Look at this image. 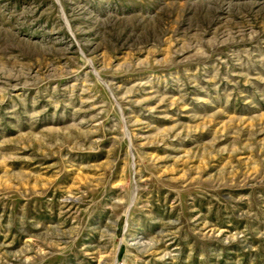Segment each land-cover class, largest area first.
<instances>
[{
	"label": "rangeland",
	"instance_id": "rangeland-1",
	"mask_svg": "<svg viewBox=\"0 0 264 264\" xmlns=\"http://www.w3.org/2000/svg\"><path fill=\"white\" fill-rule=\"evenodd\" d=\"M0 264H264V0H0Z\"/></svg>",
	"mask_w": 264,
	"mask_h": 264
}]
</instances>
